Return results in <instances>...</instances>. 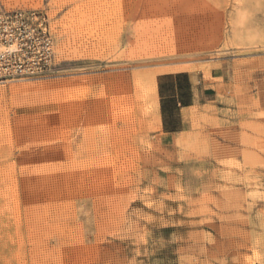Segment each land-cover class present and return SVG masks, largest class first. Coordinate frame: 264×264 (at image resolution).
I'll return each instance as SVG.
<instances>
[{"label":"rangeland","instance_id":"374dc122","mask_svg":"<svg viewBox=\"0 0 264 264\" xmlns=\"http://www.w3.org/2000/svg\"><path fill=\"white\" fill-rule=\"evenodd\" d=\"M0 7L47 13L57 57L0 83V264H264V0ZM167 73L200 93L172 132Z\"/></svg>","mask_w":264,"mask_h":264},{"label":"built area","instance_id":"2783aa9c","mask_svg":"<svg viewBox=\"0 0 264 264\" xmlns=\"http://www.w3.org/2000/svg\"><path fill=\"white\" fill-rule=\"evenodd\" d=\"M56 58L47 13L0 7V83L46 76Z\"/></svg>","mask_w":264,"mask_h":264},{"label":"crops","instance_id":"0c3cea01","mask_svg":"<svg viewBox=\"0 0 264 264\" xmlns=\"http://www.w3.org/2000/svg\"><path fill=\"white\" fill-rule=\"evenodd\" d=\"M181 74L167 73L157 79V89L159 94V104L161 112V126L165 132H172L170 128L171 115H180V122L183 121V112L192 108L196 100L200 99L198 87L193 83L191 77L188 78L190 96H185L187 89H181L178 83ZM169 83V84H168ZM168 84V85H167Z\"/></svg>","mask_w":264,"mask_h":264}]
</instances>
